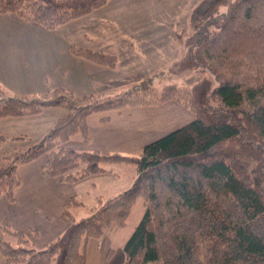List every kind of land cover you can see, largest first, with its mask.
<instances>
[{
	"label": "trees",
	"instance_id": "obj_1",
	"mask_svg": "<svg viewBox=\"0 0 264 264\" xmlns=\"http://www.w3.org/2000/svg\"><path fill=\"white\" fill-rule=\"evenodd\" d=\"M107 1L0 0V14L53 30ZM221 3L202 0L193 8L191 33L175 38L186 49L168 70L174 79L159 93L149 92L150 79L115 96H79L57 87L43 98H5L0 88V119L52 106L64 110L40 143L0 134V146L15 142L0 154V197L10 203L18 166L42 156V173L69 184L111 174L119 164L135 168L132 186L107 200L97 197L88 217L76 219L65 210L67 227L42 249L2 226V264H86L87 241L99 240L111 225L124 227L138 197L144 211L123 244V264H264V0H237L219 12ZM71 53L116 65L114 56L102 52L72 47ZM168 101L192 119L147 143L138 156L66 145L76 133L87 142L91 114Z\"/></svg>",
	"mask_w": 264,
	"mask_h": 264
},
{
	"label": "crops",
	"instance_id": "obj_2",
	"mask_svg": "<svg viewBox=\"0 0 264 264\" xmlns=\"http://www.w3.org/2000/svg\"><path fill=\"white\" fill-rule=\"evenodd\" d=\"M117 2L108 0L103 7L71 21L74 26L69 33L64 32L69 28L67 23L53 31H46L12 14H0V84L20 88L26 85L28 90L43 87L46 91L50 87L47 79L53 75L56 77V88H63L79 96L103 95L114 86L112 81L117 73L127 74L128 68L137 64V60L132 61V57L142 58V64L146 66L145 58L151 53L147 50L148 43V46L156 48L161 45L162 39L164 44L165 39L168 42L167 29L163 28L167 22L159 17H151L149 9H145L139 11L137 16L143 17L137 20L145 27L137 24V29H124L114 17H107ZM81 24L85 27L82 31L75 29ZM160 31L166 33L158 37L155 33ZM72 47L114 56L116 65L111 69L74 56L71 53ZM175 58L177 56L171 60L170 66ZM162 66L164 68L156 71L165 72L169 68L168 63ZM34 95L27 93L21 96ZM191 119L188 110L172 101L97 112L87 117V142L80 143L81 138L75 139L76 144L69 143L73 135L68 145L85 151L133 153L144 147L145 143L181 127ZM8 124L3 125L15 131V125L10 126L11 122ZM18 131L19 135L28 136L25 130ZM44 159L42 156L18 166L16 176L19 184L14 189L13 203L0 197V240L3 239L1 227L8 226L22 232L34 248H44L67 227L69 221L63 214L65 210L70 212L71 202L74 200L82 203L77 188L85 183L95 185L93 181H84L87 178L69 184L61 177L45 176L41 171ZM111 174L116 175L114 170ZM106 183L113 188L116 181ZM97 196L101 197L94 192L93 197ZM71 215L76 219L81 218L80 214ZM125 227L111 225L104 230L99 240L89 239L86 243V264H123L122 248L128 237Z\"/></svg>",
	"mask_w": 264,
	"mask_h": 264
},
{
	"label": "rangeland",
	"instance_id": "obj_3",
	"mask_svg": "<svg viewBox=\"0 0 264 264\" xmlns=\"http://www.w3.org/2000/svg\"><path fill=\"white\" fill-rule=\"evenodd\" d=\"M201 1L202 0H118L117 5L115 4L116 6L112 8V10L108 13L107 17H111V18L114 17V19H116L119 26L123 27L124 29H134V28L137 29L138 25H140L141 27L146 26L144 24L141 25L139 23V20H137L143 18V17L141 18L137 17L139 15V11L141 12L145 9H149V11L151 12L150 14L151 17H159L167 22L168 27H166L167 25H164L163 28L167 29L168 42L166 43V39H165V44H164L163 43L164 40L162 39L161 41L163 42L161 43L160 46L156 48H152L148 46L150 45L148 43L147 50L148 53L150 52L151 53L149 54L150 56L148 58H145L147 60L146 61L147 63H145L146 66L142 64V58L132 57L131 58L132 61L137 60V64L134 63V66L128 68L127 71L130 73L128 72L127 74L117 73V77L114 78V80L112 81L114 86L111 87L103 95L115 96L127 90L133 89L138 83H140V81L142 80L141 78H145L148 80L150 79L148 85L151 91L149 92L155 94L160 92L163 84L170 82L169 79H174V77L170 76L168 72L169 68L171 67L170 62L175 56H177V59H179L181 55H183L186 49L183 43L181 42L182 40L179 41L175 38L180 32H183L182 39L185 40L187 36L191 33L190 31L192 28L190 24L191 13L193 8L197 6ZM235 1L237 0H221L222 3L219 5L221 6V8H219L221 10L219 12L225 11L227 9V4L233 3ZM98 21L99 20H96V22ZM73 22L71 21L67 22L69 28L64 30L65 33H69L70 31L73 30V26H74ZM84 28H85L84 24H81L76 26L75 29H79L82 31V29ZM59 31L62 34L61 28ZM164 33H166V31L164 32L160 31L159 33L156 32L155 34H158V37H161L162 35H164ZM153 46L155 47V45ZM166 63H168L169 68H166L165 72L156 71L158 69L161 70L162 68H164L162 65L163 64L166 65ZM183 79H184L183 77H180L177 80L179 86L184 85ZM47 80H48L47 84L50 87L46 91H44L43 87L38 89L34 88L32 90H28L26 85L20 88L18 86L15 87L14 85H10V84L9 85L0 84V88L5 98H8L10 96H21L27 93H34L35 94L34 96H36L37 98H43L46 93H49L52 90H54L56 88L55 85H57L55 76L50 75ZM137 80L140 81L138 82ZM148 97L150 98L151 96ZM62 114H64V110L62 108L52 106L44 109L39 115L37 114V115L17 117V118H2L0 119V131L2 132L0 133L1 135L3 134L4 136H8L10 138L12 136H18L19 129L25 130V132L28 134L29 137L26 140V143L37 144L42 141L45 134L48 133L50 128H52V126L54 125V121L57 118H59V116H61ZM8 122H11L10 126L15 125L16 128L15 131L14 130L12 131L11 128H7L5 126V125H9ZM4 123L5 125H3ZM172 128L174 127H171V129ZM75 139H81V135L79 133L74 134V136L70 139L72 141H69V143L76 144ZM80 143H83L82 140L80 141ZM14 145L15 142L6 141L4 144L0 146V154L7 150L12 149ZM66 145L69 146L68 142ZM142 148L133 153L123 151L120 154H122L123 156H131V155L138 156ZM75 150L85 151L78 149ZM113 170L116 175H112V174L96 175V176H90L86 180H84V181H93L95 185L89 183H85L81 185L78 184L80 186L79 188H77V191L81 193L80 201L83 204L81 203L82 205L80 204L77 206L71 203L72 209L70 210V212L72 214H80L81 217L84 218L91 215L92 209L95 208L96 206V201L98 197V196L93 197L94 192H96V194H100L103 200H107L108 198H113L117 196L119 193L129 189L130 186H132V181L134 180L133 174L135 171L133 165L119 164L113 166ZM106 181H116V184L113 188H111V185H107L108 183H106ZM143 211L144 208L142 205V200L141 198L138 197L137 199H135L131 207L129 217L127 218L126 221V227L124 231L128 232V236L131 234L134 227L138 224L140 218L142 217Z\"/></svg>",
	"mask_w": 264,
	"mask_h": 264
}]
</instances>
